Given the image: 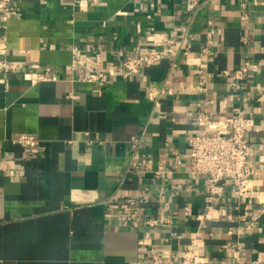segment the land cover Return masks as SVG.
<instances>
[{
	"label": "crops",
	"instance_id": "1",
	"mask_svg": "<svg viewBox=\"0 0 264 264\" xmlns=\"http://www.w3.org/2000/svg\"><path fill=\"white\" fill-rule=\"evenodd\" d=\"M11 5L16 14L0 25V56L16 65L7 86L0 82L7 162L0 169V264H140L150 247L178 254L194 236L214 264L264 262V0H203L194 13L183 0ZM161 41L157 64L127 78L113 75L134 45ZM92 45L107 81H69L72 48ZM246 63L239 86H231L233 71ZM43 72L55 79L36 80ZM149 87L164 90L156 105ZM237 110L245 111L247 163L260 168L250 179L257 196L238 201L227 185L213 200L212 217L199 221L203 177L188 171L187 138L227 133L223 119ZM199 113L210 116L207 125ZM21 134L34 136L37 147L26 151L10 141ZM142 154L150 169L162 168L158 177L133 169ZM129 196L141 200L137 227L127 218ZM244 212L254 225L241 233ZM166 216L153 226L143 221Z\"/></svg>",
	"mask_w": 264,
	"mask_h": 264
},
{
	"label": "built area",
	"instance_id": "2",
	"mask_svg": "<svg viewBox=\"0 0 264 264\" xmlns=\"http://www.w3.org/2000/svg\"><path fill=\"white\" fill-rule=\"evenodd\" d=\"M183 1L184 9L188 13H194L203 3V0ZM16 12V9L11 5V0H0V25L2 28L5 29L7 22ZM208 24H210L209 21ZM207 38V41L211 42L208 33ZM3 41L4 38H1L0 43H3ZM165 41L169 42V40ZM162 42L164 41L153 42L147 47L134 45L129 53L116 60L113 75L119 73L121 77L127 78L138 73L143 67L157 64L164 54V51L158 48ZM99 52L100 48L95 45L86 48L73 47L71 60L64 68L70 74L69 81L103 85L107 81V76L100 68ZM247 68L248 64L246 63L244 67L233 71L229 84L233 87H238L239 82L246 74ZM15 69L16 65L12 61L0 56V82L4 86H7L6 75ZM221 75L226 76L228 72L223 70ZM54 79L55 77H49L47 72H43L36 77V80ZM200 89L202 90V88ZM163 92L162 88L149 87L147 97L156 105ZM210 120V116L204 113L198 114L197 121L199 123L207 125ZM223 123L228 128L227 133L204 130L187 138L188 153L186 158L188 160V171L192 176L200 175L203 177L204 211L196 216L199 221L212 217L210 211L213 209V200L224 192L227 185H231V191H233L238 201L252 199L257 196V191L251 184L250 179L260 168L249 165L246 160L250 145L245 135V111H234L233 115L226 116L223 119ZM10 141L21 146L26 151L34 150L38 145L37 139L28 134L18 135L10 139ZM132 142L137 144L139 139L133 138ZM2 158L0 149V169L3 168L4 163H7ZM151 163L150 157L147 154H142L139 165L134 164L133 169L135 171L141 169L152 173L154 177H158L162 172V168L158 166L157 169L152 170L150 169ZM179 164L180 160L175 157L174 165L178 166ZM171 188L174 189V186ZM163 193L164 187H160L156 193L158 200H162ZM140 201L137 196H129L124 201L127 218L130 220L132 227H137L142 220L139 209ZM164 204L163 213L167 212V205L166 203ZM238 218L244 223V227L240 230L241 233L254 225V219L248 220L245 212L239 215ZM143 221L145 225L153 226L167 222L168 216L165 219L148 218ZM170 240L171 237L166 241L169 242ZM140 264H214V259L207 254L203 239L194 236L178 254L167 250L165 247H150L146 255L141 258ZM252 264H264V262L254 261Z\"/></svg>",
	"mask_w": 264,
	"mask_h": 264
}]
</instances>
